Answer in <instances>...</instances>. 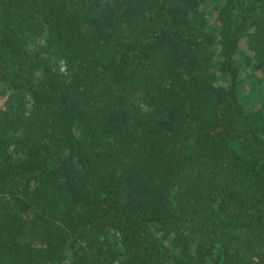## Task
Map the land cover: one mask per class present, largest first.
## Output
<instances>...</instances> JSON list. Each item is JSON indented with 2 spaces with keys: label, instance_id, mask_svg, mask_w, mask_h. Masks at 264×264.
<instances>
[{
  "label": "trees",
  "instance_id": "16d2710c",
  "mask_svg": "<svg viewBox=\"0 0 264 264\" xmlns=\"http://www.w3.org/2000/svg\"><path fill=\"white\" fill-rule=\"evenodd\" d=\"M264 0H0V264H264Z\"/></svg>",
  "mask_w": 264,
  "mask_h": 264
},
{
  "label": "rangeland",
  "instance_id": "374dc122",
  "mask_svg": "<svg viewBox=\"0 0 264 264\" xmlns=\"http://www.w3.org/2000/svg\"><path fill=\"white\" fill-rule=\"evenodd\" d=\"M262 98L264 100V92H262ZM4 99H5V94H0V105L3 102Z\"/></svg>",
  "mask_w": 264,
  "mask_h": 264
},
{
  "label": "built area",
  "instance_id": "2783aa9c",
  "mask_svg": "<svg viewBox=\"0 0 264 264\" xmlns=\"http://www.w3.org/2000/svg\"><path fill=\"white\" fill-rule=\"evenodd\" d=\"M3 103H4V100H3V102L1 103L0 107H2V106H3Z\"/></svg>",
  "mask_w": 264,
  "mask_h": 264
}]
</instances>
